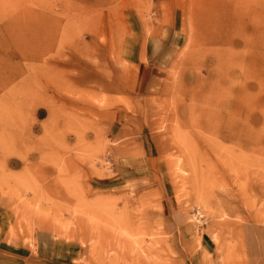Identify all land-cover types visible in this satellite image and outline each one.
<instances>
[{"label":"rangeland","instance_id":"obj_1","mask_svg":"<svg viewBox=\"0 0 264 264\" xmlns=\"http://www.w3.org/2000/svg\"><path fill=\"white\" fill-rule=\"evenodd\" d=\"M264 264V0H0V264Z\"/></svg>","mask_w":264,"mask_h":264},{"label":"crops","instance_id":"obj_2","mask_svg":"<svg viewBox=\"0 0 264 264\" xmlns=\"http://www.w3.org/2000/svg\"><path fill=\"white\" fill-rule=\"evenodd\" d=\"M200 242H201V245L203 246V248L206 250V251H204L203 252V254L201 255V258H200V260H201V262H202V264H208L207 263V259H206V255H207V253H208V248H209V241H207V240H203V238H201L200 239Z\"/></svg>","mask_w":264,"mask_h":264}]
</instances>
